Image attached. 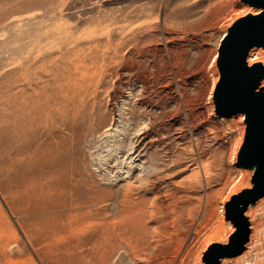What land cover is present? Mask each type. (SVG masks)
<instances>
[{"label": "rangeland", "instance_id": "1", "mask_svg": "<svg viewBox=\"0 0 264 264\" xmlns=\"http://www.w3.org/2000/svg\"><path fill=\"white\" fill-rule=\"evenodd\" d=\"M240 3L0 0V264H215L214 239L203 248L242 176L236 156L246 123L214 114L211 100L224 22ZM84 90L98 92L92 118L106 113L113 126L77 117L82 156L75 160L86 179L115 192L89 207L105 209L121 245L83 260L79 253L92 243L82 233L72 239L69 210L50 185L73 141L53 113L60 104L81 108ZM143 99L155 109L141 107ZM32 106L29 116L23 108ZM131 117L140 130L153 125L159 138L141 159L129 150L110 173L99 157L119 155Z\"/></svg>", "mask_w": 264, "mask_h": 264}, {"label": "bare ground", "instance_id": "2", "mask_svg": "<svg viewBox=\"0 0 264 264\" xmlns=\"http://www.w3.org/2000/svg\"><path fill=\"white\" fill-rule=\"evenodd\" d=\"M239 6L240 7H237V8L234 7L233 8L232 12H234V14L233 15L231 14L232 16L229 15V18L228 17H227L228 19L226 18L227 22L226 21L224 22L225 25L223 27V31H224L225 35H226V33H228L227 32L228 28L239 17L246 16L250 13L257 15V14L262 12L261 8H254V7H252L246 3H240ZM230 8H231V6H230ZM223 19L225 20V18H223ZM248 62L250 65H252L256 62H261L264 64V49L262 47L251 48L249 51V54H248ZM216 79H217V76H216ZM261 86L264 88V80L262 81ZM21 94L23 95V92ZM91 94H92V96L95 97V99L93 101H91L89 99ZM78 95L80 98L83 97L84 100L87 98V100L85 102H82L81 108L77 107L74 104L73 105H68V104L63 105L60 103H59L60 105H58V107H57V110L55 108H53V109H55V113H53V116L55 114L57 119L60 118L62 120V125L65 126L64 128L69 133H71V135L73 136V141L71 143L72 144L71 145L72 150L71 151L69 150L68 152H66V157H68L69 160L67 162H65V164H63L62 167H60V171L58 169V171H59V173H57L58 175L52 176V182L50 181L51 182V185H50L51 189L50 188L49 189L51 190L50 193H52V195H54L59 200L60 206L69 210V211H67L65 209L68 212V213H66L65 217H66L68 226L71 229L70 231L73 234L72 239L74 236H76L77 233H78L77 235H79V233H82L81 236L79 235L80 236L79 238H81L83 235L84 237L87 238L86 241L89 240L88 242L92 243L91 244L92 247L90 250L88 249V251H89L88 253H84V252L79 253L80 254L79 258L83 259V257H86V259H87L89 256L95 257L97 254H101L102 251L104 252V254H103L104 256L108 252H109V254H111L112 252L115 253L114 249H116L117 246L120 247V245H121V243H120L121 236H120L119 231L116 228L110 227V222L106 219V217H108V216L106 214H103V212L105 210L104 208L92 210L89 207V206L94 205V204L101 202V201L104 202L105 200L108 201V200L114 199V196H115L114 193L115 192L112 191L111 189L110 190L109 189H101L98 187V185L95 184V182H92V180L86 179L85 176L80 171L81 168L79 169L78 165L76 164V160H75V159H80L82 156V153L79 149L80 142L79 141L77 142L78 139L79 140L81 139L80 134L82 132L78 128L75 127V122H74L75 119L77 117H83L84 116L85 117L84 121L86 124L94 123L98 127H100L101 125L103 126V123H105L108 126L107 131L112 130L111 125L113 126V119H111V121H109L106 113H103L101 115H97V117L92 118V114L95 112L98 113L99 108H100L99 107L100 104H98L99 101H98V92L97 91L95 93L94 92L89 93V92L85 91L83 94H78ZM111 97L113 98V96H111ZM113 99L116 100V97H114ZM144 99L141 102V107L145 106L146 109L151 108L150 110L155 109V105L153 104L155 101L152 103L149 99H148V101L144 100ZM213 99H214V96L212 97L211 105L213 108V113L215 114L216 107L214 105L215 102H213ZM29 100H30V98H29ZM41 104H43V103H41ZM23 109H24L23 110L24 112L29 113L27 115L31 116V115H33V113L35 111L34 109H36V108L34 106H32L30 109H27V107H24ZM11 110H12V114H13L12 117H15V115H16L15 104H13L11 106ZM220 117L224 118V116H221V115H220ZM228 118L231 119L232 121H233V119H235V120H237V122L241 121L243 123H246L245 122V114L243 112H241L237 115H231V116L227 117V119ZM131 121L133 123L129 124V127L127 126L128 129L125 131V138L120 142V144H117V145H119L117 151H118V154L120 155V157H118L119 156L118 154H117L118 155L117 157L112 156V155H110L108 157L107 156L106 157H99V161H100L103 169H108L110 173H114V170H116V169H119V170L122 169V167H120V164H122L120 162V160L129 153V150L131 151V154H136V156L140 157V159H141L142 153L148 152V150L152 146L155 145L157 139L159 138V137L156 138L157 135H155L153 133V130H154V129H152L153 125L152 126L147 125L144 129L140 130L139 129V127H140L139 123L135 122L136 121L135 118L131 117L130 122ZM242 131H244V124L242 125ZM130 146H133V148L128 149L127 147H130ZM63 155H64V153H63ZM237 158H238V155L236 156V160H237ZM241 167H242L241 168L242 169V176L239 179V181L237 182V184L232 187L230 193L228 194V196L226 198L225 203L230 201L234 195L241 193L244 189H250L253 186V183L250 180V178H251V176L253 177V175H254V169H247L243 166H241ZM130 168L132 169V167H130ZM134 170H136V167ZM203 170H205V172H206L207 169L203 166ZM207 174H209V172ZM244 178H247L246 181H244ZM141 179H143V178H141ZM119 180H123V179L121 178ZM139 181H141V180H139ZM47 187H48V185H47ZM242 188H244V189L242 190ZM49 191H47V192H49ZM158 193H159V191H158ZM160 194H161V192H160ZM124 198L128 199L129 198L128 194L125 195ZM98 204H100V203H98ZM88 207H89V209H88ZM106 212L109 215L108 211H106ZM223 214H224V218L222 219L217 230L212 234L211 237H210L211 232L206 235L207 236L206 239L209 237L210 238L207 241V243L205 244L203 249H205V247L210 243V241H212L214 239L213 242L211 243V245L209 246L208 251H215V252H221V253H226L228 251V248H227L228 246L226 244L228 243L230 236H232L235 233L236 227H235V224L233 223V221L230 218H228V215H226L225 209H224ZM245 215L247 216L249 223H250V226H249L250 227V234H249L248 241L245 243V250L241 254H237L234 256L220 257L219 264H264V197L259 199L255 204H250L248 206L247 210L245 211ZM109 219H110V217H109ZM121 219H122V216H121ZM121 219H120V222H121ZM118 220H119V218H118ZM118 220L117 219L115 220L116 224H117L116 221H118ZM113 222H114V220H112L111 223L113 224ZM123 224H125V223H123ZM72 231H75V232L73 233ZM109 236H112L115 239V241L112 243H108L107 239ZM75 239H77V238H75ZM124 240L125 239H123L122 241L124 242ZM78 243H79V241H78ZM85 243H87V242H85ZM85 243H84V245H85ZM101 244H105V245L101 246ZM84 249H85V247H84ZM69 254H70V252H69ZM74 256H73V258H74ZM76 256L78 258V253ZM111 256H113V255H111ZM109 257L110 256H108V258H107V256H106L103 260L104 261L106 259L108 260V259H110ZM77 258H74V259H77ZM99 258H101V257H99ZM78 260L80 263H78ZM78 260H75V262L77 261L76 264H83V263H81L82 260L81 261H80V259H78ZM92 260H93V262L95 261L94 258ZM90 261L91 260H89V262ZM72 262H74V261H72ZM75 262H74V264H75ZM95 264H97V263H95Z\"/></svg>", "mask_w": 264, "mask_h": 264}, {"label": "water", "instance_id": "3", "mask_svg": "<svg viewBox=\"0 0 264 264\" xmlns=\"http://www.w3.org/2000/svg\"><path fill=\"white\" fill-rule=\"evenodd\" d=\"M262 12L239 17L228 28L219 47L217 66L220 80L214 92L217 114L229 117L241 112L245 114L246 134L238 154V163L254 169L253 186L234 195L226 204V215L237 230L230 239L228 251L215 258L234 256L245 250L249 239L250 223L245 215L250 204L264 197V64L248 62L253 47L264 49V0H242ZM259 89V90H258ZM230 247H234L229 249Z\"/></svg>", "mask_w": 264, "mask_h": 264}]
</instances>
